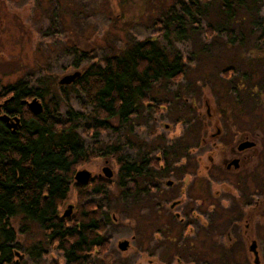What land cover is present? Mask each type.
Here are the masks:
<instances>
[{
    "label": "rangeland",
    "instance_id": "rangeland-1",
    "mask_svg": "<svg viewBox=\"0 0 264 264\" xmlns=\"http://www.w3.org/2000/svg\"><path fill=\"white\" fill-rule=\"evenodd\" d=\"M188 1L0 0V95L22 83L33 93H42L44 105L54 100L59 106L57 118L74 120L85 147L98 155L80 170L91 172V181L111 183L105 195L92 196L106 224L104 237L109 240V250L102 256L92 255L90 264H149L150 260L163 264L165 258H186L188 253L182 254V228L173 225L176 221L170 208L173 186L168 184L175 178L173 161L166 168L167 148L173 151V138L177 142L185 140L183 156H187L194 178L203 169L197 153L189 155L188 149L199 146L196 140H210L198 156L204 164L209 155L219 163L224 148L220 141L226 135L248 138L258 144V150L248 157L245 173L221 174L220 168H214L205 175L206 180L213 181L206 184V205L217 206L207 211L209 225L205 230L209 240L239 244L229 264H254L249 251L253 241L264 264V213L259 209L264 201V166L259 170L261 178H246L253 192L249 201H237L240 191L236 187L252 164L264 157V38L263 28L257 25L263 22L264 0H197L199 13L195 19L187 18L184 38H179L177 23L167 19L173 10H179L181 2ZM147 39L157 41L170 57L179 55L187 66L186 74L178 81L156 83L131 125L119 132L87 135L92 107L72 84L62 86L60 80L85 72L104 58ZM216 127L224 133L214 140L211 135ZM199 133L201 136L192 137ZM214 141L219 144L218 151L212 149ZM117 146L127 160L137 159L139 165L145 157L152 161L147 170L153 178L140 182V188H147L145 193L127 185L125 189H134L133 195H123L124 188L118 186L119 166L112 152ZM106 167L113 171L112 178L106 177ZM220 178L234 188V193L222 201L213 197L214 190H220L215 182ZM69 197L60 209L61 215L70 204L75 205L73 214L77 212L74 187ZM256 201L255 209L247 206ZM238 203H242L240 211ZM10 224L18 237L15 260L24 264L66 263L62 253L49 246L37 223L24 222L19 216ZM172 239L181 246L173 247ZM124 240L130 241V248L122 252L118 244ZM40 249L49 254L37 256ZM167 251L170 254L166 255Z\"/></svg>",
    "mask_w": 264,
    "mask_h": 264
},
{
    "label": "trees",
    "instance_id": "trees-1",
    "mask_svg": "<svg viewBox=\"0 0 264 264\" xmlns=\"http://www.w3.org/2000/svg\"><path fill=\"white\" fill-rule=\"evenodd\" d=\"M197 2H181L179 10H173L167 19L170 23H177L175 32L179 38H184L187 18L195 19L199 13ZM257 25L263 28L264 38V18ZM186 71L185 61L179 55L170 57L152 39L137 42L119 54L104 58L101 64L91 65L72 83L73 88L92 107V125L85 133L99 135L109 130L119 132L121 128L131 125L139 115L142 101L147 100V94L156 83L161 80L178 81ZM35 97L43 103L42 93H33L27 84L22 83L6 88L0 95L6 112L4 115L21 120L15 133L0 120V264H24L15 260L18 237L10 224L12 218L19 216L24 222L40 226L49 246L56 247L64 256L65 264H90L92 255L102 256L109 250V240L104 237L106 224L92 196L105 195L111 183L101 179L87 184L76 182L75 175L80 168L98 155L85 147L74 120L60 121L57 118L59 106L54 100L43 104L44 112L41 115H34L23 101ZM5 100H8L7 105L4 104ZM186 144L185 140L180 141L177 151L179 158ZM167 149L166 168L173 161V151ZM112 152L119 166L118 186L124 188V196L129 193L133 195L131 192L134 189H125L127 185L140 188V182L153 178L147 170V164L152 161H147L146 157L139 165L137 159L127 160L119 146L112 148ZM260 162L259 169H262L263 156ZM185 172L180 171L179 177ZM221 174L226 173L221 171ZM253 175L261 178L258 170ZM249 176L250 173L242 175L237 182L245 202L253 195L246 180ZM143 178L146 180L141 181ZM73 187L77 212L64 218L60 209L69 200ZM146 191L145 185L140 188L141 193ZM236 206L240 211L241 204ZM37 254L48 255L49 252L40 249ZM168 254L170 252L167 251ZM225 258L226 264H229L231 250L226 249Z\"/></svg>",
    "mask_w": 264,
    "mask_h": 264
},
{
    "label": "flooded vegetation",
    "instance_id": "flooded-vegetation-1",
    "mask_svg": "<svg viewBox=\"0 0 264 264\" xmlns=\"http://www.w3.org/2000/svg\"><path fill=\"white\" fill-rule=\"evenodd\" d=\"M11 99H14V97H12ZM30 100L31 99H29V101ZM7 103L8 100H5L4 104L7 105ZM22 106H26V105L22 104ZM4 114H6V112L2 107V102H0V117L4 116ZM1 121L6 124L8 129H10L8 127L7 122L3 120ZM207 130L208 129L205 128V131ZM223 133L224 132L220 127H216V132H214L211 135V137L215 140L219 136L222 137ZM199 136H201L200 133L192 135L193 138H197ZM245 137L250 138V136H245ZM193 138H191V140ZM233 138L234 137H231L230 135H226L221 139L220 142L224 148L220 150V154H223V157L221 158L219 163L216 161V158L214 156L209 155L207 158L208 162L205 164L202 160V157L198 155L204 152V149H206L204 147L210 144V140H206V139L196 140V141H200L199 146L188 149V154L193 155L197 153L196 155L197 162L201 164L203 170L202 171L198 170L197 172L198 175L194 178H192L193 174L191 173L193 168L190 170L191 167H189L187 156H183L184 153H181L180 154L181 157L180 158L178 157L177 151L180 142L179 141L177 142L176 138L175 139L173 138L174 140L173 178L175 179L173 180L172 185L168 184L169 186H173V202L170 208L171 210H173V218L176 221V223L173 225L175 227L182 228L181 244L184 245L185 248L184 250H187L188 256L182 259H176L174 258V256L173 259L165 258L162 260L163 264H226V258H225L226 249L233 251L234 248L239 246V244L236 243H234L233 245L231 244V242L225 244L222 241L218 242L211 239L209 240V233L206 232L205 230L208 229V225H209L208 220H206L207 211L212 212L217 208L215 204H209L208 206L206 205V200H205L206 184L213 183L211 179L206 180L205 179L206 176H208L209 173L214 170V168H220L221 171H224L226 174H232V175H236L238 173H245L246 171L245 167L247 164L248 157L253 152H256V150H258L257 148L258 144L256 142L248 140V138L247 139L243 138V136H240L239 138H234V139ZM188 140L189 139H187V141ZM218 148H219L218 142L214 141L212 143V149H214V151H218ZM261 158L258 159L257 164L254 163L252 164L250 171H248L250 175L255 174L257 170L258 171L260 170L259 166L261 163L260 162ZM179 169L186 170V172L180 177H179V172H180ZM215 182L217 184L216 186H219L220 188V190L217 188L216 190H214L213 197L215 199H219L222 201L227 199V195L231 196L234 193V188L231 187L228 183H226L225 180H218ZM237 185L239 184L236 183V187L238 188ZM238 190L241 192V189L238 188ZM250 198L251 197H249V199ZM237 201L238 202L242 201V203L245 202L242 200V193H240V200ZM257 203L258 202L256 201V204H254L255 205L254 206L248 202L247 206L251 207L252 209H255L257 207ZM259 209L260 212L264 213V201L261 203ZM160 235L161 234L158 233L157 237H159ZM174 241L175 240L172 239L173 247L181 246V244L175 245ZM250 253L253 254V252L251 251ZM259 259H260V255H259ZM254 261H255V256H254ZM149 264H155V263H153V261L150 260ZM260 264H261V259H260Z\"/></svg>",
    "mask_w": 264,
    "mask_h": 264
},
{
    "label": "water",
    "instance_id": "water-1",
    "mask_svg": "<svg viewBox=\"0 0 264 264\" xmlns=\"http://www.w3.org/2000/svg\"><path fill=\"white\" fill-rule=\"evenodd\" d=\"M81 76V72H77L73 75H68V76H65L64 78H62L60 80V84L61 85H70L72 84L77 78H79ZM23 104H26L28 106V108L30 109V111L38 116V115H41L43 112H44V105L43 103L41 102V100H39L37 97L33 98L32 100H24L23 101ZM1 120L7 122L8 124V127L10 129H12V132L15 133L17 131V129L20 127L21 125V120L19 117H14V118H11L7 115H4V116H1L0 117ZM104 172L106 174V177L107 178H112L113 177V171L106 167L104 168ZM92 179V174L91 172L87 171V170H79L76 175H75V180L77 183L79 184H87V183H90ZM173 182L170 181L169 182V185H172ZM74 208H75V205L73 204H70L68 206V208L65 210L64 214H63V217L64 218H69L72 216V214L74 213ZM257 243L255 241H253L252 245L250 246V251L253 252L254 256H255V264H260V259H259V252L257 250ZM118 248L119 250H121L122 252H125L127 250H129L130 248V241L129 240H124L122 242H120L118 244ZM17 252V255L19 254L18 251Z\"/></svg>",
    "mask_w": 264,
    "mask_h": 264
}]
</instances>
